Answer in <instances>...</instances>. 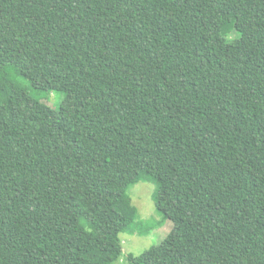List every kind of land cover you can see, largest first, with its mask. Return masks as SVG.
<instances>
[{"label":"trees","instance_id":"16d2710c","mask_svg":"<svg viewBox=\"0 0 264 264\" xmlns=\"http://www.w3.org/2000/svg\"><path fill=\"white\" fill-rule=\"evenodd\" d=\"M140 180L127 263L264 264V0H0V264H115Z\"/></svg>","mask_w":264,"mask_h":264},{"label":"rangeland","instance_id":"374dc122","mask_svg":"<svg viewBox=\"0 0 264 264\" xmlns=\"http://www.w3.org/2000/svg\"><path fill=\"white\" fill-rule=\"evenodd\" d=\"M231 25L232 28H239L242 25V17L239 13L234 14ZM9 71L17 74L14 69H9ZM47 86L51 90L49 104L52 107L58 108L65 98L63 89L69 86L68 79L58 77L55 82V79H51L50 77L47 80ZM155 186L154 182L140 180L129 187L126 205L128 204L132 207L134 215L137 214L139 219L146 222L154 221L157 224L146 235L122 233L121 239L124 245V255L115 264H129L125 258L128 253L140 255L152 246L159 244L171 232L173 222L170 219H166L157 210L154 198ZM93 220H96L95 217Z\"/></svg>","mask_w":264,"mask_h":264}]
</instances>
